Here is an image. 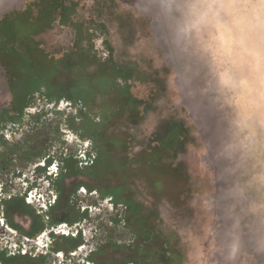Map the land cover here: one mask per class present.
<instances>
[{
  "label": "rangeland",
  "instance_id": "obj_1",
  "mask_svg": "<svg viewBox=\"0 0 264 264\" xmlns=\"http://www.w3.org/2000/svg\"><path fill=\"white\" fill-rule=\"evenodd\" d=\"M194 3L0 0V54L10 66L6 73L0 63V114L11 109L8 84L20 95L73 87L110 141L98 172L64 181L66 193L84 184L117 193L124 206L93 209L96 226L84 235L94 238L77 257L106 241L131 242L123 222L108 220L125 212L140 250L108 247L94 264H264V103L253 58L264 49L243 16L222 14L232 20L222 43ZM121 96L129 98L124 109ZM46 104L36 94L26 112L39 115ZM66 106L58 111L71 113ZM60 127L70 144L82 143ZM9 225L28 232L32 218L15 212ZM10 226L0 223V246L21 238ZM27 240L35 255L53 249L44 235Z\"/></svg>",
  "mask_w": 264,
  "mask_h": 264
},
{
  "label": "flooded vegetation",
  "instance_id": "obj_2",
  "mask_svg": "<svg viewBox=\"0 0 264 264\" xmlns=\"http://www.w3.org/2000/svg\"><path fill=\"white\" fill-rule=\"evenodd\" d=\"M2 58L1 55V66L8 73L7 69L10 66L3 64ZM44 91L45 89L41 88L35 92V95L38 94L45 99L46 106H49L39 115H30L26 112L33 108L35 99L34 103L24 110V114L17 111L18 106L12 104L14 93L10 92V88L11 109L0 114V223L3 226L6 223L10 226L15 212L28 214L32 218V226L28 232L10 226L21 238L18 242H9L6 246H0V264H51L52 257L58 254L63 255L61 261L63 264L65 262L94 264L93 257L108 247L127 248L132 252L140 250L137 236L132 233L129 226L127 227L126 213L123 212L120 217L115 214L108 220L113 226L123 222L130 232L131 242L119 244L106 241L105 244H98L85 258L77 257L78 252L89 247L90 240L94 238L88 239L84 235L86 225L96 226L93 209H98L100 204H106V209H112L111 212H114L123 204L120 203L118 196L104 189H93L84 184L75 186L71 190L73 192L66 193L65 179L72 175L89 177L96 173L99 155L94 148V141L76 128L84 124L81 111L89 117L91 114L88 112L89 107L83 104L66 100L58 104L49 103L41 96ZM18 95L23 96L20 93ZM61 104H67L65 110H71V113L64 115L58 111ZM72 110H75V113ZM49 115L55 120L56 126ZM9 125L12 127L13 137L8 135ZM62 125L67 131H73L74 135L80 134L82 143L70 144L66 136L63 137L60 133ZM87 126L91 127L90 124ZM87 141L91 144L85 147ZM81 196L96 202L91 204L82 200L79 202ZM43 223L45 227L39 229ZM42 235L49 241L53 240V249L35 255L37 251L35 248L28 250L25 246L27 242H31L27 239H39ZM106 235L105 233V237ZM20 239L23 240L22 243ZM24 241H26L25 245ZM71 241H75V247H73L74 243H70Z\"/></svg>",
  "mask_w": 264,
  "mask_h": 264
},
{
  "label": "clouds",
  "instance_id": "obj_3",
  "mask_svg": "<svg viewBox=\"0 0 264 264\" xmlns=\"http://www.w3.org/2000/svg\"><path fill=\"white\" fill-rule=\"evenodd\" d=\"M251 3L252 0H195L192 8L194 12H197L199 21L212 23L217 28L219 33L217 39L222 43L231 40L229 25L232 23V20L222 18V14L233 19L237 16L247 18L253 39L257 41L261 49H264V0H255L256 6L253 7L245 6ZM253 58L259 73L257 103H264V55L261 51H254Z\"/></svg>",
  "mask_w": 264,
  "mask_h": 264
},
{
  "label": "trees",
  "instance_id": "obj_4",
  "mask_svg": "<svg viewBox=\"0 0 264 264\" xmlns=\"http://www.w3.org/2000/svg\"><path fill=\"white\" fill-rule=\"evenodd\" d=\"M41 3H44V1H42ZM1 57V55H0ZM64 67H66L67 69L69 68V65L64 64ZM6 68V67H5ZM9 88H10V92L13 94V91L11 90V86L9 84ZM44 88L45 91L43 93H41V96L46 98L48 100L49 103H53L55 102L56 104H58L60 101L62 100H66V101H71L74 102L75 104L79 103V104H83L85 107L89 106L88 103L85 104L84 101H82V98H80V95L78 93H75L73 87H68L66 89H62L60 86L58 85H50L48 87H41ZM40 88V90H41ZM13 106H15V104L18 106L17 111H20L21 114H24V110L28 107H30L33 103H34V97H35V92H29L26 95L24 94L23 96H19L18 92H15L13 94ZM119 103L122 105L121 108H126V104H128V101H126L127 99L129 100L128 96H125V98L123 96H121L119 98ZM120 105V106H121ZM120 108V107H119ZM81 116H83V126H77V130L79 132H84L85 136L93 139L94 141V148L95 150L98 152L99 158L96 162V170L95 172H98L100 170V168L102 167V165L105 164V156L107 153V145L110 143V141H106L105 136L100 133L97 129L95 130V121L93 119H91L89 116H87L86 113H83V111H81L80 113ZM90 124L91 127H88L87 125ZM73 162V161H72ZM70 167V165H69ZM72 168V167H70ZM114 195H118L117 193H114ZM45 227V223L41 224L39 229H42ZM39 231V230H36ZM70 243H74L73 247L76 246L75 241H71ZM134 254V253H133ZM94 258V257H93ZM18 259V258H17ZM126 263H136V264H141L140 260L137 259H133V260H127ZM123 263V264H126ZM97 264H99L97 262Z\"/></svg>",
  "mask_w": 264,
  "mask_h": 264
}]
</instances>
